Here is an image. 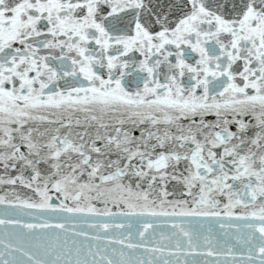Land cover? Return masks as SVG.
<instances>
[{
    "label": "snow or ice",
    "instance_id": "obj_1",
    "mask_svg": "<svg viewBox=\"0 0 264 264\" xmlns=\"http://www.w3.org/2000/svg\"><path fill=\"white\" fill-rule=\"evenodd\" d=\"M0 264H264V0H0Z\"/></svg>",
    "mask_w": 264,
    "mask_h": 264
}]
</instances>
